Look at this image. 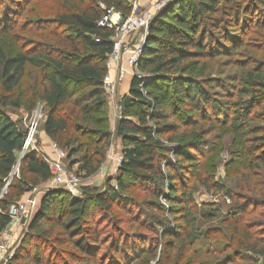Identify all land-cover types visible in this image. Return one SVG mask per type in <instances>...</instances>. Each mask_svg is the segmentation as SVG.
<instances>
[{
    "label": "trees",
    "instance_id": "1",
    "mask_svg": "<svg viewBox=\"0 0 264 264\" xmlns=\"http://www.w3.org/2000/svg\"><path fill=\"white\" fill-rule=\"evenodd\" d=\"M10 1L13 6L7 5L9 0H0L2 35L14 28V19L22 15L21 7L28 2ZM128 1L60 0L59 8L52 16L42 17L25 25L29 31H34L41 37L40 41L33 42L29 51L22 49L14 55L6 56L0 46V194L13 173L23 145L21 120L12 121L7 116L8 109L13 111L24 108L31 112L36 103L40 102L45 113L43 130L51 143L66 152L63 162L70 169L77 166L78 173L90 177L104 164L113 139L108 130L107 116L102 112L106 107L103 81L108 74L106 63L113 49V31L99 27L98 23L109 9L126 17L130 13ZM254 9H262V20L253 19V14L256 13H252ZM257 28L262 29L260 36L264 40V0H174L166 11L156 14L139 63L143 73H152L154 78L143 85L145 96L139 88L142 81L133 79L129 94L121 103L124 117L117 123L114 135L123 142V161L116 173V187L109 185L103 192L86 187L81 196H73L59 189L45 192L27 234L30 241L37 245V255L30 256L31 249L27 246L21 252L22 258L33 264L42 263L44 252L41 248L43 245L50 247L49 254L53 253L50 238L54 228L59 227L63 235L71 238V244L77 252L83 256L88 255L95 261L99 253V237L96 235L97 230L92 234L88 233L90 227L87 223L93 218V224H97L94 219L98 216V219L110 218L115 233L109 252L99 264H149L144 259L147 257L155 260V252L161 239L172 237L176 240L182 236L184 241L174 249L179 259L177 264H196V259L191 257L188 260L185 257L186 252L189 253L198 241L196 221L189 208L193 204L196 186L200 185L208 193L219 194L225 192V185L215 179L212 155L216 144L205 139H189L186 136L187 129H196L205 124L215 128L228 127L240 135H252L255 131L249 125L254 120L260 121V115L251 114V111L264 102V73L261 72L264 64L254 60L252 70L242 74V85L237 93L240 99H247L231 104L234 106L231 109L217 103L203 88L207 85L206 80L202 81L198 76L192 77L183 72L179 74V71L190 60L214 61L237 56L241 50L250 52L255 48L248 46L245 37L249 30ZM258 51H261L260 47ZM40 62L50 67V74L41 77L37 90L21 88L27 65L36 67ZM238 67L242 68L243 65ZM147 68L150 70L147 71ZM165 71H173L174 74L167 76L163 74ZM210 79L218 82V78ZM161 84L164 86L161 87ZM149 86L165 90L153 94L147 90ZM218 86L223 87L217 83ZM170 89L175 96L174 103L164 106ZM180 103H186L190 107V113H181L180 125H169L168 131L175 134L176 142L172 143L177 145L166 147L167 140L163 138L166 132L159 123L168 117V112L175 117ZM125 116H132L136 121ZM181 129L185 131L177 134ZM257 129L264 131V124ZM249 139L251 140L245 141L247 148L241 156L242 163L251 169L257 166L264 170V136ZM169 153L174 155L175 164L169 160ZM182 154L193 158L196 163L185 166L180 158ZM248 157H251L250 161H247ZM164 162L165 170L161 167ZM206 164L211 170H206ZM233 164L239 168L243 165H239V162ZM180 170L188 171L190 184L187 188L184 187L185 180L179 177ZM236 173L233 172L234 175ZM50 178L49 166L41 153L29 151L23 155L19 162V177L13 176L6 193L0 198V234L11 223L9 207ZM179 181L182 183L179 192L183 226L176 228L166 218L161 219V213L153 216L151 212H158L161 208L157 202L161 198L168 200L175 195L174 185ZM164 187L169 188L167 192L163 190ZM258 187L256 185L252 190L264 195L263 188ZM134 189L142 190L156 200L155 203L143 204L148 213H151L152 227L148 226V229L154 237L144 238L138 235L131 241L124 240L118 231L119 223L113 210L117 207L133 215L138 204L127 191ZM227 194L230 197L234 195L232 191ZM243 199L248 202L239 204L225 215L227 220L232 221L230 224L234 227V234L238 233L241 237L237 240L234 257L249 252L264 255V240L249 232L247 225L243 224L238 229L246 209L254 203L262 205V202ZM57 204L62 205L58 212L60 215L56 213ZM169 204L171 206L172 201ZM211 210L216 212L218 208L213 207ZM134 216L141 218V215ZM207 218L212 219V216ZM176 229L178 234L175 233ZM164 247L166 255L174 248L173 242L165 243ZM217 251L216 245L202 246L194 250V258L202 253L208 255ZM162 255L164 256L163 253ZM162 255L155 264H165ZM231 259L228 256L222 262L200 264H230Z\"/></svg>",
    "mask_w": 264,
    "mask_h": 264
},
{
    "label": "rangeland",
    "instance_id": "2",
    "mask_svg": "<svg viewBox=\"0 0 264 264\" xmlns=\"http://www.w3.org/2000/svg\"><path fill=\"white\" fill-rule=\"evenodd\" d=\"M167 0H150L147 4L141 3L147 9H151L152 4L159 3L160 5L165 4ZM174 0H169V4L164 7L162 11H166L169 7L170 3ZM60 0H28L26 5L21 7L22 15L17 19H14L16 22L14 28L6 35L0 34V46L2 47L3 51L5 52L6 56L14 55L16 52L20 50H27L29 51L32 48L33 42H37L41 40V37L37 35L34 31H29L28 28L25 27L27 22H33L38 20L42 17H50L55 13V10L59 8ZM7 5L13 6V3L9 0ZM2 6V5H1ZM21 6V3L19 4ZM15 8V7H13ZM14 10H17L15 8ZM152 10V9H151ZM253 14L254 20H262V9L253 10L255 12ZM17 12V11H16ZM17 14V13H16ZM158 14V13H157ZM220 17V15H219ZM25 29V30H22ZM214 33V32H213ZM260 33H262L261 28L249 30V33L245 37V42L248 46H251L255 49L249 51L241 50L239 51L237 56L232 58H220L214 59L209 61L208 59H195L185 62L182 66L183 69L179 71V74L183 72V74L197 77L204 81L206 80L207 85L205 84L203 88L213 96V98L219 103L220 105L227 107L229 109L233 108L231 104L236 103L237 101L240 102L241 100H246V97H242L240 99L239 94L237 91L241 88V76L242 74H246L254 67V60H258L264 64V40L261 38ZM258 47H260L261 51H258ZM248 55H247V54ZM243 65L242 68L238 67ZM261 70L264 73V66ZM50 67L47 64L40 62L37 64L36 67H32L27 65L26 67V74L24 79L21 83V88H31L33 90L38 89V84L41 80L42 76H47L50 74ZM150 69L147 68V71ZM141 72H143L141 70ZM147 75H151L152 73L144 72ZM163 74L167 76H172L174 74L173 71H165ZM178 74V75H179ZM200 76V77H199ZM264 78V74L262 75ZM210 78H218V82L210 81ZM153 80V79H152ZM151 82H146L147 84ZM210 82V84L208 83ZM217 83L220 85L222 84L223 87H217ZM164 86L161 84V87ZM165 86L167 84L165 83ZM127 87V86H126ZM122 88L120 83L116 84L115 86V94L113 96L106 95V107L103 109V113L105 112L108 120V130L113 135V139L111 141V145L107 151L106 160L104 164L99 168V170L94 173L90 177H84L83 173H78L77 166H74L72 169L68 167V164L64 161V165L68 169V171L73 174L76 178L77 188L76 191L73 193L68 192L73 196H81L83 188H94L100 192H103L107 186L116 187V173L115 166L112 162L113 156L120 155L115 147V140L121 141V145L123 146V142L121 138L117 137L115 134L116 125L117 123L124 117L121 109L122 100L127 96L125 95L127 88ZM157 88L155 86H149L148 91L153 94H158L165 90V88ZM264 92V91H263ZM175 96L172 95L171 89L167 92V99L164 102V106H169L174 103ZM264 105V102H263ZM260 106L251 111V114L258 113L260 118L258 120H254L250 123V129L254 130L252 135L250 134H238L228 127H212L209 125H199L196 129L189 128L187 137L190 139H205L210 140L214 144H216L214 153L212 158L214 159L215 163V179L221 181L223 185H225V192L219 194H213L206 192L200 185L196 186V192L193 195V204L189 206L191 211L194 214V218L196 221V229L198 241L195 243L194 247L188 253L186 252V258L196 259V264H200L201 262H222L226 257L231 256L232 263L230 264H264V255H255L252 253H242L237 258L234 257V252L236 250L237 240H239L240 235L234 234V227L230 222L231 220H227L225 217L226 213L233 209L234 207L238 206L239 204H246L247 200L253 199L260 203H254L250 205L248 209H246L245 213L242 216L238 229H240L243 224L249 226V232L257 234L256 237L260 240H264V195L255 193L252 189L257 186L258 188L264 190V170L259 167L248 168L246 165L244 166L243 153L245 151V143L246 140H251L249 138H257V136H264V131H259L260 126L264 124V107ZM40 102L36 103V107L40 108ZM35 109L33 111H35ZM134 111V109H133ZM32 112V111H31ZM182 112L190 113V107L187 106L186 103H180L177 105V111L175 117L170 116L168 112V117L161 121L159 124L160 126H164V133L163 138L165 141L166 147H171L173 145H177L176 143H172L175 141V134L168 131L170 124H176L177 126L180 125L179 119ZM8 115H10L14 121L21 120V125L23 123L22 119L24 115L30 114L24 108L18 110H11L8 109L6 111ZM45 115V113H43ZM132 121H136L134 117H127ZM44 119L41 121V124L38 128L36 146L41 152V147L39 146V142L41 137H43V123ZM152 124V123H151ZM256 129V130H255ZM185 130H179L177 134L184 132ZM176 134V135H177ZM204 135V136H203ZM176 142V141H175ZM62 152V149H60ZM51 156H54L52 152L49 153ZM66 154V152H65ZM165 154V153H163ZM255 155L253 154L252 157ZM215 157V158H214ZM183 159V164L185 166H190L195 164L196 160L194 161L193 158L187 157V155L182 154L180 157ZM247 161H250L251 157H248ZM109 162L107 163V161ZM169 160L171 163L175 164L174 155L169 153ZM232 162V164H231ZM233 162H239L242 167L239 168L238 165L233 164ZM165 163L164 162L161 167L165 170ZM210 165V164H209ZM206 170H211L208 164L205 165ZM173 169V168H171ZM233 172H237L235 175ZM13 176L19 177V164L18 168L14 170L13 174L11 175V179L6 183V186L3 188L0 194V198L4 193H6L7 187L11 184V180ZM188 171L187 170H180L179 177L185 180L184 187H188L190 182L188 178ZM187 179V180H186ZM181 181L176 182L174 185V190H176L175 195L165 200L161 198L159 201L158 212L153 211L151 212L153 216H159L158 214L161 213L160 218H166L172 226L176 228H180L179 226H183V222L181 220V208H182V201L180 200V192L181 189ZM37 192L30 191L24 194L16 203L22 205L26 204L27 200L35 199L37 202L36 208L33 210V213L30 217H20L16 218L13 223L9 224V226L0 234V244L4 248L0 250V264H33L28 262L26 259L22 258L21 252L23 248H30V256L35 257L37 245L34 241H30L28 237V229L30 222L34 218V214L36 213L38 206L42 197L44 196V186L39 185L35 187ZM55 189L65 190L63 187H54ZM168 187H164L163 190L165 192L168 191ZM66 191V190H65ZM233 192L234 195L239 199H236V196L230 197L227 192ZM127 194L130 195L134 202L138 204L136 206V212L132 214H127L126 211L121 210L117 207H114L113 215L115 216L116 220L118 221V231L123 235L124 240H133L135 236L141 235L145 237L153 236L151 232H149V227H152L150 222V214L149 211L146 210L143 204H151L155 203L156 200L151 198V196L144 193L142 190L134 189L128 190ZM172 201V205L170 206L169 202ZM209 204L211 206H208ZM257 204V205H256ZM194 205V208H193ZM62 205H56V213L60 212L59 208ZM213 207L218 208V210L213 212L211 209ZM141 215V218H134V215ZM60 215V213H58ZM99 215V214H98ZM62 216V215H61ZM134 216V217H133ZM164 216V217H163ZM208 216H212V219H208ZM93 218L88 220L87 226L90 228L88 229L90 234L94 233L97 230V234L99 237V244H97V250L99 253L96 255L95 261H92V257L88 255L77 252L75 248L71 244V238L63 235V231L56 227L54 228L51 240L54 248L53 253L49 254L50 247H43L41 248L43 254V264H99L104 260L106 254L110 250V244L115 236L114 230L112 228L113 222L110 218H103L98 219L95 218L97 224H93ZM227 220V221H226ZM91 224V225H90ZM149 226V227H148ZM95 230V231H94ZM178 229H176L177 233ZM181 233V229L179 231ZM179 233V234H180ZM178 234V233H177ZM207 236H204L206 235ZM154 237V236H153ZM129 238V239H128ZM133 238V239H132ZM184 241V236L177 238L176 240L172 239V237H166L159 241L160 246L158 247L157 251L155 252V260L149 259L145 257L144 261H148L149 264H155L156 260L162 255V260L165 264H177L179 262L178 255L176 254L177 251L174 250L177 248L180 243ZM173 242L174 248L171 250L170 253H166L165 255V247L164 244ZM126 243V241H125ZM208 245H216L218 247V251L215 253H211L205 255L204 253L200 254L198 258H194V250L201 248L202 246ZM89 257V258H88ZM37 263V264H42ZM183 263V261H182ZM138 264V263H133ZM180 264V263H179Z\"/></svg>",
    "mask_w": 264,
    "mask_h": 264
},
{
    "label": "built area",
    "instance_id": "3",
    "mask_svg": "<svg viewBox=\"0 0 264 264\" xmlns=\"http://www.w3.org/2000/svg\"><path fill=\"white\" fill-rule=\"evenodd\" d=\"M128 2L130 4V13L126 17H122L121 14L115 13L112 9H109L98 23L99 27L113 31V49L112 53L108 56L106 64L108 70L114 65L117 74L115 79L110 78L107 74L103 81V91L108 96H113L115 94L116 84L121 83L126 76H130L132 80L137 79L142 81L139 88L145 96L143 85L154 78L153 75H147L141 72L139 63L150 25L156 14L162 12L164 7L169 4V0L162 5L159 3L152 4V10L147 9L137 0H129ZM114 16H116V18H114ZM43 113V106H40V108L35 109V111L30 112V114L24 115L21 125L23 145L13 172L18 168V164L24 154L29 151L39 152L36 146V140L38 128L41 121L44 119ZM7 116L14 121L10 115L7 114ZM51 150L54 156L43 155L51 172L50 180L42 185L44 186V193L51 189H55L54 187H63L66 191L73 193L76 191L78 181L64 165L63 160L66 158L65 152H62L60 148L53 143L51 144ZM111 159L115 166V172H117L122 164L123 156L120 154L118 156H113ZM31 191L37 192V189L33 188ZM36 205L37 202L35 199H28L26 204L22 205L18 203L12 204L8 209V216L11 218V223H13L16 218L30 217ZM3 249L4 248L0 244V250Z\"/></svg>",
    "mask_w": 264,
    "mask_h": 264
},
{
    "label": "crops",
    "instance_id": "4",
    "mask_svg": "<svg viewBox=\"0 0 264 264\" xmlns=\"http://www.w3.org/2000/svg\"><path fill=\"white\" fill-rule=\"evenodd\" d=\"M139 3H144V4H147L148 2H150V0H137ZM114 18H116V16H114ZM116 68L115 66L113 65L109 70H108V75L110 76V78L112 79H115L116 77ZM131 82H132V79L130 76H126L124 78V80L120 83V85L122 86V88H126V93L125 95L128 96L129 94V89H130V86H131ZM40 139V142H39V146L41 147V150L42 152L39 150V152L42 154V155H45V156H48L50 155L49 153L52 152L51 150V142L50 140L47 138L45 132L43 133V137L39 138ZM115 147H116V150L119 154L122 153V149H123V146L121 145V141H117L115 140ZM109 162V160L107 161V163Z\"/></svg>",
    "mask_w": 264,
    "mask_h": 264
},
{
    "label": "water",
    "instance_id": "5",
    "mask_svg": "<svg viewBox=\"0 0 264 264\" xmlns=\"http://www.w3.org/2000/svg\"><path fill=\"white\" fill-rule=\"evenodd\" d=\"M12 175V174H11ZM3 193V192H2Z\"/></svg>",
    "mask_w": 264,
    "mask_h": 264
}]
</instances>
